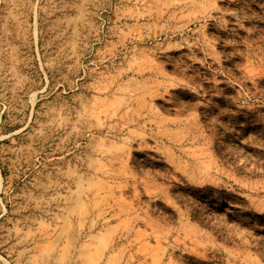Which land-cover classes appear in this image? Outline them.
Returning <instances> with one entry per match:
<instances>
[{
    "label": "rangeland",
    "instance_id": "374dc122",
    "mask_svg": "<svg viewBox=\"0 0 264 264\" xmlns=\"http://www.w3.org/2000/svg\"><path fill=\"white\" fill-rule=\"evenodd\" d=\"M0 264H264V0H0Z\"/></svg>",
    "mask_w": 264,
    "mask_h": 264
}]
</instances>
